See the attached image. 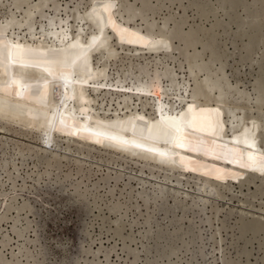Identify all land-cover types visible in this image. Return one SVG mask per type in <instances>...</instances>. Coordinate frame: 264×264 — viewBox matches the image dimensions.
Returning <instances> with one entry per match:
<instances>
[{
    "label": "rangeland",
    "instance_id": "1",
    "mask_svg": "<svg viewBox=\"0 0 264 264\" xmlns=\"http://www.w3.org/2000/svg\"><path fill=\"white\" fill-rule=\"evenodd\" d=\"M38 1L0 0V24ZM144 2L34 13L76 43L70 109L91 139L44 150L0 127V264H264V0Z\"/></svg>",
    "mask_w": 264,
    "mask_h": 264
},
{
    "label": "bare ground",
    "instance_id": "2",
    "mask_svg": "<svg viewBox=\"0 0 264 264\" xmlns=\"http://www.w3.org/2000/svg\"><path fill=\"white\" fill-rule=\"evenodd\" d=\"M28 1L14 0V5L18 8L22 3ZM47 1L39 0L31 5L20 19H17V16L15 17L12 13L6 17L4 23L0 24V127L4 128L7 124H13L28 132L38 133L42 143L41 147L44 150L48 149L56 138L88 146L86 138L91 139L90 134H87L88 129L83 130L80 126L77 131L81 136L76 137V127L73 123V120L76 122L80 120V116H82L80 110L84 106H77L80 109L78 110L80 114L76 110L70 109V106H74L78 99L75 78L77 70L75 65L76 43L73 40L56 41L48 33L47 35L35 33L33 30L34 13H40ZM123 4L125 5V3ZM145 5L143 0V6ZM21 28H26L30 32L28 37L18 34L16 30L19 31ZM162 32H164L163 29H161ZM174 33H177V30ZM185 37L183 40L188 43L189 39ZM184 50L181 49L179 54ZM163 75L172 78L169 69H165ZM93 88L99 90L102 86H93ZM90 112H94V108H90ZM96 112H94V116L90 114L88 118L102 120V118H96ZM130 118H126V120H130ZM102 122L106 124V120H102ZM83 123V121L80 122L81 125ZM118 125H121V120L118 121ZM168 133L166 138L173 139L177 143L178 136H175L170 130ZM169 147L170 141H167L164 146L166 151L162 152L166 160L164 161V156L161 158L164 167L168 168L171 167L170 163L173 159H168L169 154L175 153V151H169ZM172 169L174 170V168ZM177 171L180 170L176 169L175 172ZM179 174L183 175L181 171ZM159 194L164 197L163 190Z\"/></svg>",
    "mask_w": 264,
    "mask_h": 264
}]
</instances>
